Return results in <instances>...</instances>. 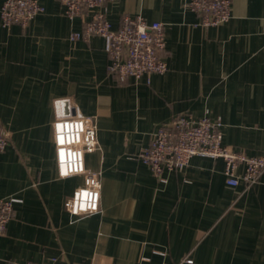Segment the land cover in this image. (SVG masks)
I'll use <instances>...</instances> for the list:
<instances>
[{
    "label": "crops",
    "instance_id": "0c3cea01",
    "mask_svg": "<svg viewBox=\"0 0 264 264\" xmlns=\"http://www.w3.org/2000/svg\"><path fill=\"white\" fill-rule=\"evenodd\" d=\"M38 1L26 29L0 17V199L16 200L0 264H264V175L230 187L224 160L195 157L163 184L139 158L179 115L219 118L223 145L264 156V0H232L216 27L186 0L110 1L114 30L125 16L165 28L168 71L126 84L107 71L104 38L73 39L89 14ZM76 115L94 119L100 145L85 157L100 211L84 217L65 209L82 181L59 176L54 143V122Z\"/></svg>",
    "mask_w": 264,
    "mask_h": 264
},
{
    "label": "built area",
    "instance_id": "2783aa9c",
    "mask_svg": "<svg viewBox=\"0 0 264 264\" xmlns=\"http://www.w3.org/2000/svg\"><path fill=\"white\" fill-rule=\"evenodd\" d=\"M70 19L89 14L74 40L88 41L98 36L107 42V71L120 84L130 78L140 80L168 71L166 34L163 24H148L142 16H125L116 30L108 19L107 5L112 0H57ZM187 5L202 17L205 27H216L231 19L232 0H186ZM44 8L38 0H4L1 23L4 28L19 25L26 29ZM223 124L219 118L179 115L162 125L153 134L148 148L139 155L163 184L166 172H177L189 166L195 157L222 159L225 162L226 184L247 188L257 184L264 175V156H248L223 145ZM57 166L61 178L75 177L82 185L65 203L67 212L77 217L91 216L100 211L101 182L97 173L86 166L85 157L100 150L97 128L90 116L59 118L53 124ZM10 141V134L0 127V152ZM243 167L242 175L238 174ZM14 198L0 199V236L7 231L13 218ZM18 264H35L31 262ZM53 264V263H46ZM178 264H194L184 258Z\"/></svg>",
    "mask_w": 264,
    "mask_h": 264
}]
</instances>
